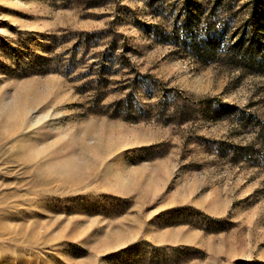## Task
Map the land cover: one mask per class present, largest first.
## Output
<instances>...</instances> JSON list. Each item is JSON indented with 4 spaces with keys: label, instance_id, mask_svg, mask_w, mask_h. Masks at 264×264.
Listing matches in <instances>:
<instances>
[{
    "label": "rangeland",
    "instance_id": "1",
    "mask_svg": "<svg viewBox=\"0 0 264 264\" xmlns=\"http://www.w3.org/2000/svg\"><path fill=\"white\" fill-rule=\"evenodd\" d=\"M179 4L0 0V264H264V78Z\"/></svg>",
    "mask_w": 264,
    "mask_h": 264
},
{
    "label": "trees",
    "instance_id": "2",
    "mask_svg": "<svg viewBox=\"0 0 264 264\" xmlns=\"http://www.w3.org/2000/svg\"><path fill=\"white\" fill-rule=\"evenodd\" d=\"M178 1L180 8L171 31H162L159 37L153 28L154 37L183 48L201 64L224 61L248 75L264 78V0H245L242 5L241 0ZM123 103L118 101L117 106ZM257 126L264 138V122Z\"/></svg>",
    "mask_w": 264,
    "mask_h": 264
}]
</instances>
